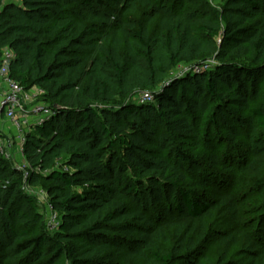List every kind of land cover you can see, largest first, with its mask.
<instances>
[{
    "label": "trees",
    "instance_id": "obj_1",
    "mask_svg": "<svg viewBox=\"0 0 264 264\" xmlns=\"http://www.w3.org/2000/svg\"><path fill=\"white\" fill-rule=\"evenodd\" d=\"M202 4L0 0V72L41 89L54 113L25 134L22 170L0 155V264H213L200 257L208 221L220 210L235 221L239 206L230 194L201 202L185 172L193 157L170 154L160 129L200 144L197 115L210 97L207 124L233 107L264 132V0H226L219 15L195 11ZM211 56L216 65L193 70ZM182 65L190 71L171 79ZM262 167L264 156L245 166ZM25 187L45 190L57 232ZM219 244L259 253L224 264H264V244L245 232Z\"/></svg>",
    "mask_w": 264,
    "mask_h": 264
},
{
    "label": "rangeland",
    "instance_id": "obj_2",
    "mask_svg": "<svg viewBox=\"0 0 264 264\" xmlns=\"http://www.w3.org/2000/svg\"><path fill=\"white\" fill-rule=\"evenodd\" d=\"M226 0H200L201 7H195V11L219 15ZM153 29V28H152ZM217 64L216 58L209 57L200 65ZM191 66H180L170 74L178 78L190 71ZM3 77L0 78L2 82ZM1 85V84H0ZM41 90L39 88H35ZM264 91V82L259 86ZM202 113L197 115V123L200 124V144L194 146L189 141H169L160 129V137L167 146L168 152L173 155L176 147L189 157H193L191 165L185 169L189 182H192V190L197 191L201 202L210 203L216 201L219 195L230 194L236 205L239 206L237 220L230 215H224L215 211L208 227L210 236L203 245L200 257H206L213 264H224L228 261L244 263L240 257L244 255H258L256 251L245 246H222L219 242L227 234L240 230L245 232L251 241L264 244V188H255L256 182L264 179V167L261 173H254L245 168L251 158H260L263 161L264 132L255 126L254 118L245 110L230 108L231 114H219L214 123L207 124V120L215 113V103L207 97L200 102ZM206 130L207 133L203 134ZM11 139L5 141L10 157L11 167L22 170L26 162L22 158L18 147L11 143ZM174 158V157H173ZM25 193L36 199L39 211L45 212L48 201L45 190L41 187H25ZM171 195L170 198H172ZM164 197H161V203ZM159 203V204H161ZM170 205V204H169ZM138 206H146L151 211L153 208L147 202L138 203ZM165 217L169 218L165 213ZM120 256H114L113 260L121 263Z\"/></svg>",
    "mask_w": 264,
    "mask_h": 264
},
{
    "label": "built area",
    "instance_id": "obj_3",
    "mask_svg": "<svg viewBox=\"0 0 264 264\" xmlns=\"http://www.w3.org/2000/svg\"><path fill=\"white\" fill-rule=\"evenodd\" d=\"M20 4L22 0H10ZM9 58L8 54L5 55ZM210 65H200L193 68L195 72L206 70ZM3 90L0 95V119L2 118L14 130L15 136L11 143L18 147L23 158V144L25 142V134L35 126H41L44 122L54 115L50 107L42 102V90L35 88L25 91L22 86L15 80L9 79L7 76L2 79ZM144 102H151L152 96L144 93L141 96ZM14 140V142H13ZM5 139L0 136V155L7 161L10 152L5 146ZM7 184V183H5ZM60 216L53 206L47 201L45 207V226L48 232L55 233L60 228Z\"/></svg>",
    "mask_w": 264,
    "mask_h": 264
},
{
    "label": "crops",
    "instance_id": "obj_4",
    "mask_svg": "<svg viewBox=\"0 0 264 264\" xmlns=\"http://www.w3.org/2000/svg\"><path fill=\"white\" fill-rule=\"evenodd\" d=\"M6 72H7V69L4 68L1 72H0V78L1 77H6ZM0 95H1V92L3 90V81L0 82ZM0 136L5 139V140H9L15 136V132L14 130L10 129L9 128V125L5 122V120H3L2 118L0 119ZM14 142V140H13Z\"/></svg>",
    "mask_w": 264,
    "mask_h": 264
}]
</instances>
